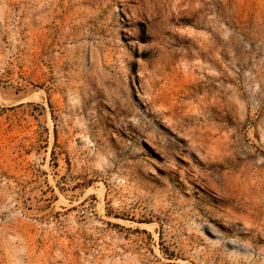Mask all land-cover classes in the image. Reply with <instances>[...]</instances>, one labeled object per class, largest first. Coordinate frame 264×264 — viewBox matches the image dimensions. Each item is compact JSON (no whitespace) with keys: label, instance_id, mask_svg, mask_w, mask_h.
<instances>
[{"label":"rangeland","instance_id":"374dc122","mask_svg":"<svg viewBox=\"0 0 264 264\" xmlns=\"http://www.w3.org/2000/svg\"><path fill=\"white\" fill-rule=\"evenodd\" d=\"M0 264H264V0H0Z\"/></svg>","mask_w":264,"mask_h":264},{"label":"built area","instance_id":"2783aa9c","mask_svg":"<svg viewBox=\"0 0 264 264\" xmlns=\"http://www.w3.org/2000/svg\"><path fill=\"white\" fill-rule=\"evenodd\" d=\"M121 182H122V183H124L125 181H124V180H122Z\"/></svg>","mask_w":264,"mask_h":264}]
</instances>
